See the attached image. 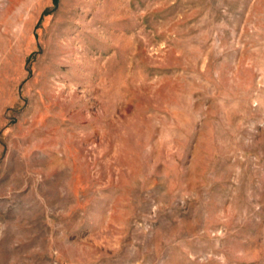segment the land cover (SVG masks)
I'll list each match as a JSON object with an SVG mask.
<instances>
[{"label": "rangeland", "instance_id": "1", "mask_svg": "<svg viewBox=\"0 0 264 264\" xmlns=\"http://www.w3.org/2000/svg\"><path fill=\"white\" fill-rule=\"evenodd\" d=\"M0 264H264V0H0Z\"/></svg>", "mask_w": 264, "mask_h": 264}]
</instances>
